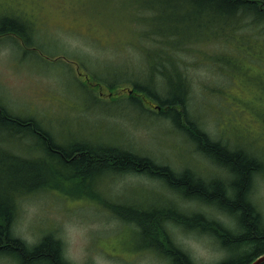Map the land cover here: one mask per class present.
Instances as JSON below:
<instances>
[{"label": "rangeland", "instance_id": "1", "mask_svg": "<svg viewBox=\"0 0 264 264\" xmlns=\"http://www.w3.org/2000/svg\"><path fill=\"white\" fill-rule=\"evenodd\" d=\"M148 7L147 0H0V25L5 21L19 28L21 23L28 26L25 39L0 35V103L39 120L62 145L83 140L117 145L175 170L190 167L212 177L221 171L194 151L185 133L156 115L158 102L153 101L154 107L144 102L143 107L152 111L146 115L126 101L134 89L132 82H147L158 65L145 52L153 46L172 50L169 44H156L151 34L167 29L176 13L164 17L159 10L158 18L157 11L151 10L155 5ZM210 37L206 33L202 40H208L199 43H204V49L214 48ZM159 64L167 77L177 75L171 66L175 64ZM186 72L191 78L190 115L212 137L264 157V63L244 61L230 75L226 68L197 62L189 63ZM88 74L103 85L95 88ZM108 79L119 86L111 90L104 83ZM112 96L123 101L112 107L108 104ZM29 151L22 153L42 174H68L63 165L43 161L32 147ZM5 160L1 155L0 163ZM7 176L0 170L1 182ZM90 184L97 194L94 199L84 196L83 186L76 181L21 197L14 232L22 231L35 244L46 234L57 237L63 223L71 220L88 229L85 264H97L96 257L101 264H169L157 252L143 250L128 210L181 203L186 209L210 212L142 175L96 173ZM255 199L264 214V173L256 178ZM111 204L119 206L116 214ZM214 217L227 220L221 214ZM171 234L196 264H214L228 254L198 232L172 228Z\"/></svg>", "mask_w": 264, "mask_h": 264}, {"label": "trees", "instance_id": "2", "mask_svg": "<svg viewBox=\"0 0 264 264\" xmlns=\"http://www.w3.org/2000/svg\"><path fill=\"white\" fill-rule=\"evenodd\" d=\"M147 1L148 10L155 5L151 10L157 11L158 18L159 10L164 17L167 12L176 13L175 18H169L167 29L150 33L156 44H169L172 50L153 46L155 48L145 52L147 59L157 61L158 65L152 68L147 82H132L134 89L126 101L146 115L152 111L143 107L144 102L152 107L153 101L158 102L156 115L185 133L194 145V151L212 161L221 172L203 177L190 167L175 170L152 157L117 145H95L87 140L62 145L39 120L17 114L0 103V158L1 155L6 157L5 163H0V170L8 174L0 181L3 194L0 196V252L16 256L19 264H65L61 244L53 234L44 235L33 245H26L14 235L19 199L54 189L64 181L79 182L78 186H83V195L94 199L97 194L92 191L90 181L96 173L142 175L160 182L182 201L210 209L208 213L201 209H186L181 203H170L162 208L134 205L137 209L128 210L131 213L128 220L135 223L132 225L144 242L143 250L157 252L169 264H196L174 241L172 228L206 235L226 250L225 258L214 264H252L264 255V214L255 199L256 178L264 173V157L212 137L190 115L187 106L191 78L186 72L189 63L197 62L226 68L230 75L237 73L244 61L264 63V0ZM25 25L21 23L22 28H19L3 21L0 35L14 34L24 38V30L28 27ZM206 33H211L209 40L215 44L211 50L204 49V43L199 44L208 40H202ZM160 61L175 64L171 66L177 75L167 77ZM90 77L95 88L103 85L96 76L86 75L87 79ZM104 83L111 90L119 86L110 79ZM112 98L108 102L111 106L123 101L120 96ZM161 99L173 102L162 104ZM30 147L42 154L43 161L63 165L68 174L60 172L57 177L42 174L28 155L22 153ZM108 206L114 214L119 211L116 204ZM217 214L224 215L227 220L215 218Z\"/></svg>", "mask_w": 264, "mask_h": 264}, {"label": "clouds", "instance_id": "3", "mask_svg": "<svg viewBox=\"0 0 264 264\" xmlns=\"http://www.w3.org/2000/svg\"><path fill=\"white\" fill-rule=\"evenodd\" d=\"M87 233V227L78 222L70 220L63 223L60 233L55 238L61 244V256L65 264H85ZM14 235L23 240L26 245L34 243L22 231H15ZM95 260L97 264H101L99 257ZM0 264H19V260L12 254L0 252Z\"/></svg>", "mask_w": 264, "mask_h": 264}, {"label": "snow or ice", "instance_id": "4", "mask_svg": "<svg viewBox=\"0 0 264 264\" xmlns=\"http://www.w3.org/2000/svg\"><path fill=\"white\" fill-rule=\"evenodd\" d=\"M160 102H161L162 104H167V103H171V102H173V101L165 100V99H161ZM226 183H230V181H227ZM224 196H225V198H227V196H228L227 192H225ZM262 264H264V262H262Z\"/></svg>", "mask_w": 264, "mask_h": 264}, {"label": "water", "instance_id": "5", "mask_svg": "<svg viewBox=\"0 0 264 264\" xmlns=\"http://www.w3.org/2000/svg\"><path fill=\"white\" fill-rule=\"evenodd\" d=\"M264 262V255L256 259L252 264H262Z\"/></svg>", "mask_w": 264, "mask_h": 264}]
</instances>
